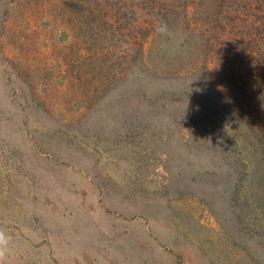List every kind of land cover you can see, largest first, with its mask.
Masks as SVG:
<instances>
[{"label": "rangeland", "instance_id": "obj_1", "mask_svg": "<svg viewBox=\"0 0 264 264\" xmlns=\"http://www.w3.org/2000/svg\"><path fill=\"white\" fill-rule=\"evenodd\" d=\"M0 229L6 264H264V0H0Z\"/></svg>", "mask_w": 264, "mask_h": 264}, {"label": "clouds", "instance_id": "obj_2", "mask_svg": "<svg viewBox=\"0 0 264 264\" xmlns=\"http://www.w3.org/2000/svg\"><path fill=\"white\" fill-rule=\"evenodd\" d=\"M156 31L162 34H166L168 31L167 24L165 22H161L157 25ZM12 237L3 229H0V264H6V259L10 252V242Z\"/></svg>", "mask_w": 264, "mask_h": 264}]
</instances>
